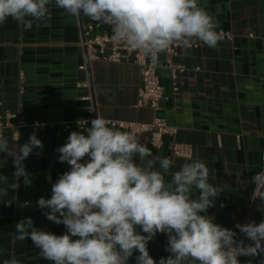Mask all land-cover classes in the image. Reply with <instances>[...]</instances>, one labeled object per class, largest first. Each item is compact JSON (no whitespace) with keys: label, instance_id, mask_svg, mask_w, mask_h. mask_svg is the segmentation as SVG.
Instances as JSON below:
<instances>
[{"label":"crops","instance_id":"obj_1","mask_svg":"<svg viewBox=\"0 0 264 264\" xmlns=\"http://www.w3.org/2000/svg\"><path fill=\"white\" fill-rule=\"evenodd\" d=\"M198 3L218 21L217 31L231 32L233 40L220 39L215 48L201 42L190 49L179 47L173 60L189 70L181 76L177 92L166 67L168 54L160 53L157 74L166 99L157 112L136 106L142 78L140 68L132 62L91 61V88L88 68L80 69L86 58L81 23L85 26L96 21L67 17L53 0L47 26L34 24L26 30L11 18L0 24V110L16 111L22 104L29 125L21 130L20 146L33 133L44 145L42 151L34 149L24 161L32 176L31 185L25 186L21 178L18 189L9 188L6 194L0 191V264L13 255L19 264H51L39 258V250L30 239H16L15 226L30 217L38 229L57 235L66 232L63 224L46 219L37 201L42 196L50 198L52 184L69 170L66 162H58L55 149L66 143L72 131H79L75 121L92 113L96 117L95 112L105 119L139 123L160 116L178 127L175 140L193 146L194 153L191 158H170L174 161L170 172L193 159L205 162L209 183L223 190L207 215L235 231L239 240L241 233L235 224H243L254 189L252 177L260 172L264 153V0ZM86 95H91V102L81 100ZM68 123L72 126L65 130ZM4 137L11 147L10 131ZM172 142L173 138L164 137L163 157L171 154ZM38 151L39 156L35 154ZM14 171L12 158L0 153V175L7 176L9 184L14 182ZM256 206L252 222L259 223L264 220L259 198ZM167 239L166 234L157 233L148 243L149 254L157 264L169 255L165 251ZM249 243L247 239L245 245ZM136 255L139 253L129 258V264H136ZM238 259L241 264H260L264 254Z\"/></svg>","mask_w":264,"mask_h":264},{"label":"clouds","instance_id":"obj_2","mask_svg":"<svg viewBox=\"0 0 264 264\" xmlns=\"http://www.w3.org/2000/svg\"><path fill=\"white\" fill-rule=\"evenodd\" d=\"M52 4L53 0H0V24L11 18L26 30L34 24L47 26ZM54 4L67 17L84 16L110 26L115 42L152 61L174 44L190 49L201 42L215 48L221 39L218 21L198 0H54ZM43 147L35 133L18 150L0 134V153L12 158L15 169L11 184L0 175V185H6L0 191L18 189L21 178L25 186L31 185L24 161ZM55 151L58 162H66L69 170L52 184L51 197H40L37 205L46 219L63 224L66 232L38 229L26 217L14 233L18 240L30 239L39 258L51 264H129L134 252L139 253L136 264H157L148 250L157 233L167 235L169 253L158 264H241L240 256L264 254V220L235 224L251 241L245 245L235 231L207 215L223 190L209 183V169L202 160L193 159L170 172L172 159L154 155L135 135L110 126L99 115L86 129L72 131ZM252 183L256 185L252 199L259 198L264 205V172ZM3 264L19 261L13 255Z\"/></svg>","mask_w":264,"mask_h":264},{"label":"built area","instance_id":"obj_3","mask_svg":"<svg viewBox=\"0 0 264 264\" xmlns=\"http://www.w3.org/2000/svg\"><path fill=\"white\" fill-rule=\"evenodd\" d=\"M84 30L86 40L82 41L81 45L84 49H86L89 61L105 60L112 63L132 62L136 64L140 68L142 78V83L138 91V101L136 106L140 108H150L156 112L159 111L161 109L162 102L166 99L165 88L161 85L160 78L157 74L160 54L158 55V59L156 61H152L150 58L143 56L138 51L130 50L123 43H117L113 40L110 26L102 25L99 22H93L85 25ZM218 33L222 40H233L234 36L231 32L221 30L218 31ZM179 47L181 46L174 44L166 51L168 54L166 67L171 73L174 92L179 91L180 78L189 70L186 65L176 63L173 60V58L178 55ZM80 69H87L86 58L85 62L80 66ZM21 77H23V73H21ZM20 92H23V88L20 89ZM81 100L84 102H91L92 98L91 95H86L81 97ZM2 105L3 103L0 102V106ZM94 118L96 117L92 113L85 119L75 121L74 125L79 131H81L82 129L89 127L90 121ZM107 120L110 122V126L125 129L127 132L135 135L141 143L146 144L151 149L154 155L163 157L161 149L164 145V137L169 136L173 138V142L171 144V154L168 156V158H191L193 156V146L189 144L178 143L175 140V137L179 131L178 127L170 125L164 117L157 116L152 122L149 123L110 119ZM34 124H38V121H35ZM28 125L29 122L25 118L24 106L22 104L19 105L16 111H12L10 109L0 110V134L5 136V133L10 131L12 145L15 144L17 150L21 143V130ZM71 126L72 125L68 123L65 125L64 129L68 130L71 128ZM17 138L19 139L17 140ZM261 172H264V153L262 154L261 170L259 173ZM255 188L256 185H254V189ZM255 195L256 193L253 191L250 205L245 214L243 224L252 222V219L257 212L256 203L258 198L255 200L252 199L255 197ZM239 240H243L245 244L247 242L246 236L242 233L239 237Z\"/></svg>","mask_w":264,"mask_h":264},{"label":"water","instance_id":"obj_4","mask_svg":"<svg viewBox=\"0 0 264 264\" xmlns=\"http://www.w3.org/2000/svg\"><path fill=\"white\" fill-rule=\"evenodd\" d=\"M81 29H82V33H83V41L86 40V36H85V30H84V25L83 23H81ZM85 55H86V65H87V68H88V71H89V78H90V84H91V88H93V83H92V78L90 76V69H91V62L89 61L88 57H87V52H86V49H85ZM93 92V91H92ZM93 95V103H94V107L96 109V103H95V100H94V93H92ZM95 115L97 116V112H95Z\"/></svg>","mask_w":264,"mask_h":264}]
</instances>
